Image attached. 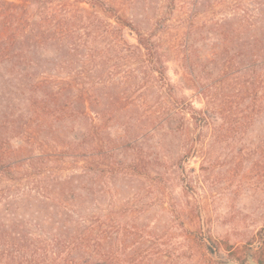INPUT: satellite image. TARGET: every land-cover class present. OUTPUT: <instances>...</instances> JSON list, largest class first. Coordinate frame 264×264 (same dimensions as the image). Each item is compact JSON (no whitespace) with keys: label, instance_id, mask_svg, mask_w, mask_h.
I'll use <instances>...</instances> for the list:
<instances>
[{"label":"rangeland","instance_id":"374dc122","mask_svg":"<svg viewBox=\"0 0 264 264\" xmlns=\"http://www.w3.org/2000/svg\"><path fill=\"white\" fill-rule=\"evenodd\" d=\"M104 1L114 4L144 33L157 35L167 58V83L186 97L184 105L196 110L199 127L168 96V87L137 70H126L132 74L128 86L105 89L107 96L91 113L94 117L102 111L105 141L119 140V148L104 153L108 160L101 167L93 158L90 176L74 180L78 205H62L76 219L87 214L106 216L112 233L114 226H121L123 233L119 229L115 245L134 255V264H141L147 251L156 257L153 264L220 263L215 254L245 264L249 247L254 252L263 247L264 127L248 131L246 117L239 112L238 92L247 89L239 54L249 51L253 35H264V6H260L264 1L199 0L195 9L194 0H177L173 13L169 0ZM82 8L91 11L86 5ZM256 22L263 28L260 33L254 32ZM129 39L137 43L134 35ZM65 66L57 71L61 78L70 72ZM136 74L140 80H134ZM216 92L223 97L218 112ZM115 96L130 109L117 120L108 109ZM201 111L212 117L208 123L201 121ZM238 120L243 125L239 129ZM180 122L185 124L184 132L172 131ZM84 167L69 161L57 174L77 176ZM23 188L0 179V248H22L31 234L42 235L45 223L46 229H52L55 217L62 216L60 202H47L51 203L47 208L26 197L18 201Z\"/></svg>","mask_w":264,"mask_h":264},{"label":"trees","instance_id":"16d2710c","mask_svg":"<svg viewBox=\"0 0 264 264\" xmlns=\"http://www.w3.org/2000/svg\"><path fill=\"white\" fill-rule=\"evenodd\" d=\"M176 1L169 0L172 13ZM199 5V0L192 3L195 9ZM120 13L119 8L104 0H0V179L24 187L18 201L26 197L35 200L34 205L38 202L47 208L58 202L78 205L74 180L90 176L93 158L101 167L108 160L104 153H115L119 148V140L111 139V144L105 141L102 111L98 110L94 117L91 113L96 111L95 105L101 104L102 96H107L105 89L128 86L132 74L126 70H137L143 77L168 87V96L177 107L183 106L198 126L196 110L190 104L184 105L186 97L167 83V58L155 40L157 35L144 33ZM257 24L254 32L260 33L263 28ZM130 35L135 36L136 44L131 43ZM252 40L249 51L239 54L247 89L238 92V97L247 129L255 132L264 127V35H253ZM63 64L70 72L61 78L57 71ZM77 66L80 70H74ZM134 80H140L137 74ZM219 99L216 92V112L222 108ZM122 102L115 96L108 105L114 120L130 111ZM199 114H204V123L212 118L208 111ZM241 126L238 120L235 127ZM184 127L180 122L172 131L183 133ZM69 161L85 164L83 171L77 176H59L57 172ZM96 175L98 179L103 177L99 172ZM97 192L101 194L102 190ZM59 211L62 216L55 217L53 228L46 229L49 226L45 223L43 234H31L22 248H0V264L135 263L134 255H126L115 245L119 229L123 231L121 226H114L115 235L102 214L76 219L67 205ZM59 222L63 225L60 229L56 226ZM263 234L264 231L262 250L255 252L259 264H264ZM209 241L213 242L211 236ZM150 253L143 254L141 264L156 262Z\"/></svg>","mask_w":264,"mask_h":264},{"label":"water","instance_id":"95a60500","mask_svg":"<svg viewBox=\"0 0 264 264\" xmlns=\"http://www.w3.org/2000/svg\"><path fill=\"white\" fill-rule=\"evenodd\" d=\"M215 260L220 262L221 264H238L230 259H228L226 256H218L214 255ZM245 264H259V262L255 258V252L254 250L250 249L247 255V260Z\"/></svg>","mask_w":264,"mask_h":264}]
</instances>
